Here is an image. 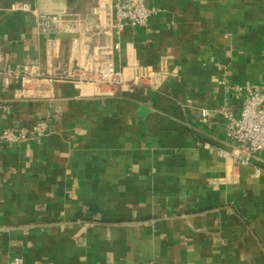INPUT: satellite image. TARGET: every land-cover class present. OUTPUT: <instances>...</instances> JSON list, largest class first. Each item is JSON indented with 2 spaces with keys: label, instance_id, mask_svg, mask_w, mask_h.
<instances>
[{
  "label": "crops",
  "instance_id": "1",
  "mask_svg": "<svg viewBox=\"0 0 264 264\" xmlns=\"http://www.w3.org/2000/svg\"><path fill=\"white\" fill-rule=\"evenodd\" d=\"M94 3L0 0V42L43 75L0 81V264H264V151L231 140L219 110L264 80V0H148L147 27L37 29V12L91 18ZM106 59L161 77L103 94L74 76ZM40 120L38 139L1 138Z\"/></svg>",
  "mask_w": 264,
  "mask_h": 264
},
{
  "label": "built area",
  "instance_id": "2",
  "mask_svg": "<svg viewBox=\"0 0 264 264\" xmlns=\"http://www.w3.org/2000/svg\"><path fill=\"white\" fill-rule=\"evenodd\" d=\"M94 8L91 18L67 19L57 13L37 12V29L41 33H80L84 30L98 29L109 31H124L127 27H147L152 17L158 14L159 7L151 5L148 0H94ZM16 9L28 11L30 4L26 1H18ZM120 48V43H115V49ZM101 52L100 49H98ZM95 53L88 56V61L95 57ZM105 54L106 53L104 52ZM74 76L93 87L94 92L112 93L124 87H135L139 85L154 86L161 77L160 73L151 67L135 65L132 71H125L116 67L111 59L103 63H84L77 67ZM42 77V71L32 66L15 64L13 56L0 42V81L9 83L21 80L24 85L29 82L30 77ZM52 80L53 78H49ZM226 84V81H223ZM156 87V86H154ZM235 94L242 98V104L235 112L232 105L226 102L219 110L226 118L225 131L227 136L238 143L242 149L263 152L264 151V80L259 84L251 82L236 83L231 86ZM23 89H28L27 85ZM7 105L0 102V114L7 111ZM201 118L207 121L210 113L207 108L201 110ZM47 121L40 120L31 127L21 125H10L3 129L1 138L7 144H18L28 140H35L47 129ZM210 147L209 143L205 144ZM242 163L245 160H241ZM7 264H24L21 255L12 257Z\"/></svg>",
  "mask_w": 264,
  "mask_h": 264
}]
</instances>
